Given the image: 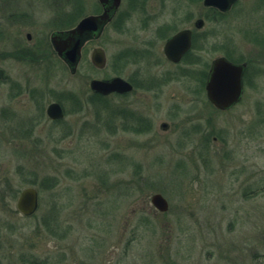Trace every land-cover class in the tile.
Listing matches in <instances>:
<instances>
[{"label": "rangeland", "instance_id": "374dc122", "mask_svg": "<svg viewBox=\"0 0 264 264\" xmlns=\"http://www.w3.org/2000/svg\"><path fill=\"white\" fill-rule=\"evenodd\" d=\"M201 1L121 0L71 73L50 35L98 0H0V264H264V50L246 33L257 23L264 40V0L206 20V44L194 50L206 67L230 46L250 60L243 101L226 112L157 56L156 31L211 15ZM95 46L105 50L103 68L90 62ZM167 71L151 93L155 138L117 132L113 118L102 123L91 79ZM52 101L64 108L57 122L45 114ZM29 186L38 207L26 216L16 198ZM155 192L167 211L154 209Z\"/></svg>", "mask_w": 264, "mask_h": 264}, {"label": "flooded vegetation", "instance_id": "af4514ba", "mask_svg": "<svg viewBox=\"0 0 264 264\" xmlns=\"http://www.w3.org/2000/svg\"><path fill=\"white\" fill-rule=\"evenodd\" d=\"M245 0H235L230 8L226 11H220L216 7L213 6H206L204 5V0L201 1L202 3V8H206L211 10L212 13L211 15H200L198 17L186 19L184 21V25H181V27L178 26V28L175 30H172V27L166 28L165 30L161 31H156V41H161L163 42L160 45L159 48V54L157 56L160 58V60L165 61L168 65L174 67V68H180L177 75H179L181 78H186L193 81L197 82L198 86L200 87V90L203 92L202 98L205 99L209 103V105L215 109V111L219 112H226L229 110H232L236 108L238 105L241 104L244 98V94L247 92V87L248 84L251 81V71H250V60L247 58L243 57H234L233 54H236V48L235 46H230V47H224L221 49V52L218 53L217 56H214L210 59L207 67L206 64L203 63L202 59L194 53V50H203L204 44H206V35L203 36L204 32L202 29L204 28L206 20H217L218 16L225 15L232 10L234 11L235 9L239 8V5ZM121 4V2H120ZM120 7V5H119ZM119 7L116 11L115 14H117ZM232 11V12H233ZM102 12V6L99 4L98 8L95 9L92 14L98 15ZM257 13L260 14L262 11L260 9L257 10ZM115 16V15H114ZM160 27H170V25L167 24V26H160ZM255 27V28H254ZM263 31V27L258 25L257 23H250L249 27L247 28V35L253 36L252 39H256V42H258V45L260 46L261 50H264V40H258L259 33ZM184 33V38H181V44L188 43V47L185 51H183L180 56L177 57V59L173 60L170 57L167 56L165 49L167 43L172 40L175 36H179V34ZM263 33V32H262ZM218 34V33H216ZM217 35H212V37H215ZM31 37V35H30ZM26 38L29 40L30 39ZM146 51V50H145ZM138 52V51H137ZM143 52V51H141ZM158 52V51H157ZM140 54V52H138ZM137 53V55H139ZM233 53V54H232ZM195 55V56H194ZM148 58V56H145ZM218 58H224L226 61L230 62L231 64H236V65H242L243 64V72L241 75V92L238 96V98L230 105L228 108H219L217 107L208 97L207 95V81L210 75V70L213 65V62L218 59ZM184 65L180 67L181 65ZM204 67L206 69L204 70ZM182 70V71H181ZM122 79H124L126 82L130 83L131 89L130 91L122 92V93H111L107 95H102L95 93L91 90V93L94 95H91L92 97L96 98L97 100H94L95 104H99L98 107L99 109L101 108L103 111L106 112V115L103 117V122L106 125H109L110 119H116L114 125L117 132H122V133H128V135L131 136H141V135H147L155 138L156 133H157V126H156V99L155 95H152L151 93H157L159 88L161 87L162 84L167 82L166 80L168 78H171L170 72H163L160 74V76L157 78L156 75H144L139 78L135 77H124L122 75H118ZM145 79V80H144ZM158 87V89H156ZM116 98L117 99V104L110 103V99ZM202 100V99H201ZM52 102H57V101H52ZM50 102V103H52ZM87 102L93 103V100H89ZM49 103V104H50ZM59 103V102H58ZM48 104V105H49ZM60 104V103H59ZM47 105V106H48ZM45 108V114H46V109ZM62 107V105L60 104ZM63 113H64V108ZM201 114V113H200ZM47 116V114H46ZM64 117V115H63ZM63 117L61 119H63ZM47 118L50 121L57 122L60 121L61 119H51L49 116ZM112 119V121H113ZM170 128V125L163 121L159 123L158 129L162 132L168 131ZM199 130V129H198ZM193 131V130H192ZM186 134H191V130L187 129ZM187 158L185 157L184 160ZM188 162V161H187ZM9 197L10 193L8 194ZM18 198V196H17ZM16 198V201H17Z\"/></svg>", "mask_w": 264, "mask_h": 264}, {"label": "water", "instance_id": "95a60500", "mask_svg": "<svg viewBox=\"0 0 264 264\" xmlns=\"http://www.w3.org/2000/svg\"><path fill=\"white\" fill-rule=\"evenodd\" d=\"M102 6V12L98 15H87L81 18L77 24L67 30L54 31L50 35V42L57 55L67 64L69 71H76L78 61L81 58V50L86 41L97 39L104 27L112 20L121 0H98ZM235 0H204V5L213 6L220 11H226ZM30 34H27V38ZM184 33L170 40L165 52L168 57L175 60L188 47V43L181 44ZM90 61L94 67L103 68L106 64V54L102 47H94L90 53ZM243 64H231L224 58H218L213 62L206 89L209 99L219 108H228L238 98L241 92V75ZM89 88L98 94L122 93L130 91L131 85L119 76L108 79H91ZM46 114L51 119H61L63 109L58 102H52L47 106ZM37 190L29 186L19 192L16 208L22 215H31L37 208ZM151 204L159 212H165L168 203L160 193H154L150 198Z\"/></svg>", "mask_w": 264, "mask_h": 264}, {"label": "trees", "instance_id": "16d2710c", "mask_svg": "<svg viewBox=\"0 0 264 264\" xmlns=\"http://www.w3.org/2000/svg\"><path fill=\"white\" fill-rule=\"evenodd\" d=\"M114 21H115V20H113V22H114ZM113 22H112V23H113ZM70 27H71V26H69V27H67V28H70ZM64 30H65V29H64ZM93 95H94V94H93Z\"/></svg>", "mask_w": 264, "mask_h": 264}]
</instances>
